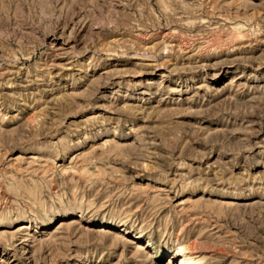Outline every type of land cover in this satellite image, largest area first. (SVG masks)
Wrapping results in <instances>:
<instances>
[{
    "label": "rangeland",
    "instance_id": "obj_1",
    "mask_svg": "<svg viewBox=\"0 0 264 264\" xmlns=\"http://www.w3.org/2000/svg\"><path fill=\"white\" fill-rule=\"evenodd\" d=\"M0 264H264V0H0Z\"/></svg>",
    "mask_w": 264,
    "mask_h": 264
},
{
    "label": "bare ground",
    "instance_id": "obj_2",
    "mask_svg": "<svg viewBox=\"0 0 264 264\" xmlns=\"http://www.w3.org/2000/svg\"><path fill=\"white\" fill-rule=\"evenodd\" d=\"M187 249L190 250L188 248V245H185L183 247H180L179 249L176 250L177 251L176 254H179V255H188L189 258L193 259V257L189 255V251Z\"/></svg>",
    "mask_w": 264,
    "mask_h": 264
}]
</instances>
